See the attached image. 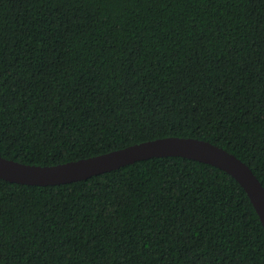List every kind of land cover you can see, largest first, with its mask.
<instances>
[{
	"label": "trees",
	"instance_id": "obj_1",
	"mask_svg": "<svg viewBox=\"0 0 264 264\" xmlns=\"http://www.w3.org/2000/svg\"><path fill=\"white\" fill-rule=\"evenodd\" d=\"M166 137L264 187V0H0V156L53 166ZM0 264H264L226 173L152 158L58 186L0 179Z\"/></svg>",
	"mask_w": 264,
	"mask_h": 264
},
{
	"label": "water",
	"instance_id": "obj_2",
	"mask_svg": "<svg viewBox=\"0 0 264 264\" xmlns=\"http://www.w3.org/2000/svg\"><path fill=\"white\" fill-rule=\"evenodd\" d=\"M180 157L219 169L246 193L264 230V187L240 159L209 142L166 137L53 166L26 165L0 156V179L27 186H58L86 180L152 158Z\"/></svg>",
	"mask_w": 264,
	"mask_h": 264
}]
</instances>
